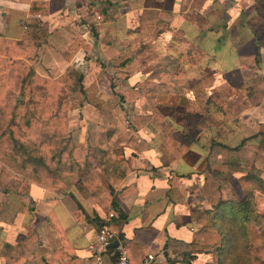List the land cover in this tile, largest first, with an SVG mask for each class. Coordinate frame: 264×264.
<instances>
[{"label":"crops","instance_id":"1","mask_svg":"<svg viewBox=\"0 0 264 264\" xmlns=\"http://www.w3.org/2000/svg\"><path fill=\"white\" fill-rule=\"evenodd\" d=\"M256 7L255 0H0L2 38L21 42L41 37L40 31L46 33L35 64L39 74L58 78L70 65L85 74L86 94L71 98L79 103H71L70 131L76 143L92 146L99 133L108 134L104 145L109 152L106 160L115 168H111L109 180L99 174L107 186L121 178L112 192L116 204L111 203L105 209L80 185L52 188L0 173V251L5 244L21 247L27 259L25 264H115V247L99 246L97 234L103 223L121 218L124 225L118 238L126 244L131 264H199L202 255L209 256L199 252L193 257V242L205 241L203 221L208 219L211 224L208 212L216 203L211 190L213 176L224 167L213 166L211 149L196 143L193 135L186 136L191 141L177 137L188 149L180 157L169 159L162 148L165 134L153 125V120H143L142 124L132 122L134 117L128 120L124 110L135 115L141 107L151 109L145 115L159 111L169 119L167 114L153 109L156 103L150 102L159 106L167 95L163 67L155 65L151 69L148 64L141 72L129 73L126 82L118 83L117 87L111 83L110 68L123 56L121 49L128 42L132 47L135 42H142L144 49L149 48L150 56L145 55L148 62L156 53L167 57V51H171L168 44H179L172 37L178 32L184 34V27L193 31L198 41L204 30L188 18L194 10L219 9L222 13L235 12L236 16L238 10L247 14ZM113 11H117V19L101 18L103 13L111 15ZM253 39L250 40L256 49L253 53L263 57L264 44L256 36ZM43 40L44 36L38 39ZM77 41L88 47H81L68 62L60 50ZM230 48L228 45L220 52L221 58L225 59L229 53L239 56L237 64L244 68L250 54L241 50L239 44L237 50ZM123 65L126 63L119 68L123 69ZM252 65L256 71L260 70L255 63ZM204 69L211 74L225 72L221 63ZM178 79L185 80L182 74ZM139 81L149 82L150 89L158 90V95L120 105L115 90H129ZM201 85L191 82L179 102L184 98L191 105L199 102V96L195 93L190 96L189 91L198 92ZM75 111L80 114L79 119L73 116ZM141 140L148 146L141 145ZM226 177L233 188L232 178ZM112 212L115 217L110 218ZM0 264H6L1 254Z\"/></svg>","mask_w":264,"mask_h":264},{"label":"trees","instance_id":"2","mask_svg":"<svg viewBox=\"0 0 264 264\" xmlns=\"http://www.w3.org/2000/svg\"><path fill=\"white\" fill-rule=\"evenodd\" d=\"M255 1L258 13L264 17V0ZM102 17L109 21L119 16L113 11L111 15L103 13ZM38 33L41 37L21 42L0 36V169L15 179L24 177L52 188L80 185L99 205L108 209L109 204H116L112 192L121 180L118 177L109 186L101 180L100 174L109 180L113 174L111 168H115L106 160L109 152L104 145L108 134L99 133L93 146L78 144L69 128L70 98L86 94L85 74L72 65L58 78L39 74L35 64L39 61L38 51L45 42L46 33ZM43 36L44 40L39 42ZM81 47L88 45L77 41L66 45L60 53L70 62ZM151 90L149 82L139 81L124 97L129 101L148 97ZM139 120H153L164 132L162 148L169 159L187 151L188 146L177 138L174 124L159 111L150 116L139 115L134 123ZM252 141L254 149L264 154V132H261L244 138L236 146L223 144V164L233 172L242 171L239 153ZM144 143L140 141L141 145ZM258 171L252 167L246 172L244 178L254 189L242 197L236 196L227 177L220 182L218 200L208 212L218 240L211 244L195 240L193 257L199 252L211 253L212 264H264V244L253 243L249 231L250 225H255L264 233V213L257 210L254 193L256 190L264 194V178ZM123 223L119 218L107 224L121 235ZM0 254L5 257L6 264H25L27 260L22 248L11 244H5Z\"/></svg>","mask_w":264,"mask_h":264},{"label":"rangeland","instance_id":"3","mask_svg":"<svg viewBox=\"0 0 264 264\" xmlns=\"http://www.w3.org/2000/svg\"><path fill=\"white\" fill-rule=\"evenodd\" d=\"M262 10L264 12L263 7ZM234 13L227 11L222 13L219 9L203 12L194 10V13H189L188 18L200 25L201 30H204V35L199 36L200 38L197 41L196 34L190 31L189 28L184 27V34L178 32L177 36L172 37L179 44H168L171 51H167V54L169 53L167 57H160L156 53L155 58L151 56L150 60L146 62L145 55L149 57L150 51L149 48L144 49L142 42H135L134 47L129 42L123 44L125 46L121 49L123 56L115 60L114 65L110 64L112 68H110L111 73L109 74L112 85L117 87L118 83L126 82L129 73L141 72L144 66L148 64H150L148 67H151V69L155 65L164 68L163 73H165V76L162 79L165 80L163 85L166 88L164 92L167 95L165 94L162 97L159 106L156 105L157 102L155 101L150 102L156 103L153 104V109H158L163 114H167L169 120L177 129V137L186 141L189 139L186 137L187 135H193L196 143L199 142L205 148L211 149L210 154L215 158L213 162L211 161L213 166L220 165L219 167H224L223 171L219 169L215 171L212 185L210 183L212 187L210 189L214 192L216 202L219 196L220 182L224 179V175L232 178L237 197H242L245 193L254 189V186L244 178L246 172L252 167L259 169V174L264 178V154H260L254 149L253 141L239 153L242 171L233 172L222 162L223 144L236 146L245 138L242 137L244 134L249 136V134L254 135L260 131L264 132V56L262 57L260 53L254 54L253 52L256 49H253L250 43V40H254L253 38L256 36V38H259L260 43L264 44V17L258 13L257 8L247 14L243 9L238 10L236 16ZM238 44L241 50H244L246 54H250V58L245 61L244 68L241 69V66L237 64V57L239 56L236 57L229 53L224 59L221 58L220 53L228 45H231L232 48L230 49L237 50ZM130 56L131 60L126 62V59ZM122 63H126V65H123L124 67H121L123 69H120ZM218 63L225 66V72L219 73L216 71L217 73L211 74L204 69ZM254 63L260 70H255V65H252ZM181 74L185 79L184 82H182L183 79L177 80L179 76L181 77ZM186 79H188V82ZM191 82L195 85L202 84L198 92H195L196 90L189 91L190 96L194 93L199 96L198 107L197 102L195 105H191V102H187L186 98L179 102V97L185 94ZM118 90H115V92L119 97L120 105L121 103L123 105L130 103L131 101L124 97L128 89ZM158 93V90H152L148 92V95L155 97ZM73 96L71 98H75ZM71 98L72 105L79 103L77 101L73 102ZM210 98H215V101ZM141 108H138V113L135 115L130 112L129 114L128 110L125 109L124 112L128 120L131 121L134 117L133 122L137 116L151 112L148 107ZM79 115L77 111L73 114L75 119H79ZM227 119L229 120L227 121ZM139 121L137 124H142V121ZM153 125L156 126L155 123ZM199 137L200 140H197ZM188 141H191V139ZM2 172L6 174L5 171L0 169L1 174ZM254 193L257 210L264 213V194L256 190ZM203 222L205 224L204 228L211 226L208 219ZM205 231L206 238L202 244H211L218 240L213 233V227L209 231ZM249 231L253 243L264 244V233H260L255 225H250ZM193 252H195L194 249ZM213 260L212 254L209 253V256L202 255L199 264H212Z\"/></svg>","mask_w":264,"mask_h":264},{"label":"built area","instance_id":"4","mask_svg":"<svg viewBox=\"0 0 264 264\" xmlns=\"http://www.w3.org/2000/svg\"><path fill=\"white\" fill-rule=\"evenodd\" d=\"M113 217H115V214L112 212L110 213V218ZM118 237L119 233L106 223L98 231L97 244L103 248H107L115 241H118V245L115 247L117 257L115 264H131L128 248ZM149 259H152V256H150Z\"/></svg>","mask_w":264,"mask_h":264},{"label":"water","instance_id":"5","mask_svg":"<svg viewBox=\"0 0 264 264\" xmlns=\"http://www.w3.org/2000/svg\"><path fill=\"white\" fill-rule=\"evenodd\" d=\"M118 245V241H115L113 244H111L110 248H114Z\"/></svg>","mask_w":264,"mask_h":264}]
</instances>
